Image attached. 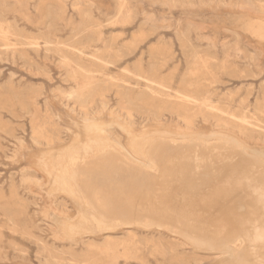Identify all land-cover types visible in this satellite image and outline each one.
Instances as JSON below:
<instances>
[{"label": "rangeland", "instance_id": "1", "mask_svg": "<svg viewBox=\"0 0 264 264\" xmlns=\"http://www.w3.org/2000/svg\"><path fill=\"white\" fill-rule=\"evenodd\" d=\"M263 14L264 0H0V264H219L162 228L58 237L78 212L43 164L78 142L68 106L81 102L107 122L116 110L143 130L226 128L264 147V42L249 31ZM183 94L203 106H180Z\"/></svg>", "mask_w": 264, "mask_h": 264}, {"label": "bare ground", "instance_id": "2", "mask_svg": "<svg viewBox=\"0 0 264 264\" xmlns=\"http://www.w3.org/2000/svg\"><path fill=\"white\" fill-rule=\"evenodd\" d=\"M249 31L262 45L264 16L250 23ZM149 91L155 94L154 88ZM194 97L183 94L180 106L201 107L204 103ZM81 103L79 109L68 106L77 129L72 138L78 142L58 150L48 147L49 161L43 164L51 188L69 196L78 212L74 218L57 219L58 237L136 224L165 229L199 249L219 252V264H264V147L244 142L226 128L206 131L159 122L143 130L132 125L129 113L125 117L116 110L110 111L107 122ZM115 123L127 135L126 148L107 129Z\"/></svg>", "mask_w": 264, "mask_h": 264}]
</instances>
